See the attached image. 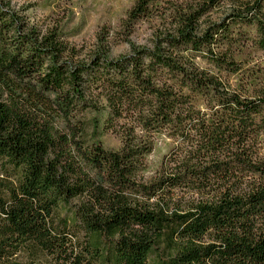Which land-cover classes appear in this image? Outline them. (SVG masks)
Segmentation results:
<instances>
[{
  "label": "trees",
  "instance_id": "obj_1",
  "mask_svg": "<svg viewBox=\"0 0 264 264\" xmlns=\"http://www.w3.org/2000/svg\"><path fill=\"white\" fill-rule=\"evenodd\" d=\"M9 7L0 264H264V0H136L87 58Z\"/></svg>",
  "mask_w": 264,
  "mask_h": 264
},
{
  "label": "rangeland",
  "instance_id": "obj_2",
  "mask_svg": "<svg viewBox=\"0 0 264 264\" xmlns=\"http://www.w3.org/2000/svg\"><path fill=\"white\" fill-rule=\"evenodd\" d=\"M10 9L26 14L31 26L46 29L57 25L66 34L67 39L75 44L87 58L98 49L101 36L106 35L105 46L111 55L117 57L128 53L131 49L127 41V30L121 20L136 0H5ZM183 1V0H179ZM214 16H221L224 9ZM153 22H145L136 27L129 36L137 44H149L153 31ZM115 138L109 137L107 144L117 145ZM168 151L163 141L159 143L156 153L152 156L158 161Z\"/></svg>",
  "mask_w": 264,
  "mask_h": 264
}]
</instances>
